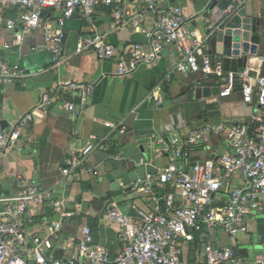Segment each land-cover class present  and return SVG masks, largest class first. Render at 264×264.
I'll list each match as a JSON object with an SVG mask.
<instances>
[{
	"label": "crops",
	"instance_id": "crops-1",
	"mask_svg": "<svg viewBox=\"0 0 264 264\" xmlns=\"http://www.w3.org/2000/svg\"><path fill=\"white\" fill-rule=\"evenodd\" d=\"M157 1L164 8L181 6L187 16V26L201 38L209 37L213 23L229 11V8L221 10L218 5L213 6L214 0ZM124 2L130 5V14L126 15L121 26L115 21L113 6L101 4L97 7L94 14L97 30L115 45L118 54L133 43L142 44L147 51L149 46L144 29L153 28L157 17L142 4L131 0ZM243 9L247 15L259 20L263 42L256 54L244 53L247 62L239 69L248 68L260 73L261 55L264 53V0H248ZM137 15L142 17V27L129 22ZM9 18L18 19L17 11L8 10L5 15H0V59L21 65L27 75L0 85V128L15 125L29 113H32V119L21 130L17 145L0 156V198L18 192L19 174L37 180L56 194L71 193L74 196L76 201L66 204L69 215L58 237H53L54 248L49 254L65 258L78 254L77 237L84 227L91 228L95 243L104 246L111 257L121 253L124 246L133 240L135 232L129 230V235H125L120 223L111 219V212L117 209L135 221L136 209L151 208L152 204L133 189L134 184L145 178L134 183L131 189L123 183L117 185V182L141 165L145 166V177L167 166L170 154L159 152L160 139H166L170 134L186 137L192 129L206 123H253V128L257 125V107L243 102L240 88L235 89L230 97L217 95L197 99V87L218 85L201 83L200 74L178 71L176 67L182 52L176 44L165 46L157 62L141 65L121 76L117 73V57L100 59L94 51L59 61L48 47L43 29L25 32L20 23L9 29ZM45 18L54 32L58 28L55 11L48 9ZM63 31L68 54L73 52L82 35L91 32L90 20L78 13L67 21ZM210 48L208 43V51ZM162 81H165L162 87L164 102L170 101V104L161 107L147 96ZM69 83H93L95 92L85 104L75 91L74 94L65 93L47 111H35L45 92ZM64 100L75 103L78 112L65 109ZM107 123L122 124L114 130ZM102 138L106 139L105 146L93 152L82 166L72 169L69 161L79 149L87 141ZM225 148V140L213 136L205 146L191 151L190 161L215 159ZM66 171H70V175L64 177ZM243 183L240 175L229 179L217 195V206L222 207L228 191ZM49 206L41 217L54 215ZM246 222L247 230L236 236H230L220 228L209 231L205 227L196 233L194 243L184 250L182 259L188 264L201 263L205 260V245L210 243L230 247L236 260L253 264L264 255V203L260 210L247 216ZM31 231L41 236L48 233L41 226H33Z\"/></svg>",
	"mask_w": 264,
	"mask_h": 264
},
{
	"label": "built area",
	"instance_id": "built-area-1",
	"mask_svg": "<svg viewBox=\"0 0 264 264\" xmlns=\"http://www.w3.org/2000/svg\"><path fill=\"white\" fill-rule=\"evenodd\" d=\"M131 1L142 4L157 17L153 28L144 29L149 46L147 51L142 44L133 43L118 54L115 45L97 30L94 14L101 4L113 6V16L119 26L125 23L126 15L130 14V5L124 0H0V15H5L8 10L17 11L18 19H7L9 29L18 23L25 32L43 29L48 47L59 61L86 51H94L100 59L105 60L117 57V73L121 76L128 75L141 65L157 62L165 46L176 44L182 52L176 69L183 73L191 71L200 74L201 83H217L221 97H230L235 89L240 88L243 102L257 107V125L250 133V127L243 122L206 123L192 129L186 137L170 134L168 138L160 139L159 152L169 153L170 162L159 171L148 173L143 181L133 186L152 207L136 209L135 221L117 209L111 212V219L120 223L125 235H129V230L135 232L133 240L116 257H111L104 246L95 243L90 227H84L77 237L78 254L69 258L49 254L54 248L53 237H58L69 215L66 204L76 200L71 193L58 195L35 179L17 175L18 192L0 198V264H188L181 256L189 244L194 243L196 233L205 227L209 231L220 228L226 234L236 236L247 230V216L263 206L264 53L261 55L260 73L248 68L225 70L222 60L208 51V37L197 36L187 26V16L181 6L164 8L157 0ZM229 1L231 5L226 19L243 9L248 0ZM48 9L56 13L58 28L54 32L45 18ZM78 13L90 20L91 32L82 35L73 52L66 54L63 29L67 21ZM129 22L142 27L143 21L137 15ZM26 75L21 65L0 59V85L12 83ZM164 82L149 93V100L158 104L164 102ZM75 91L85 104L94 94L95 85L69 83L47 91L35 111H47L57 103L58 98H63L65 93L74 94ZM63 106L68 111L78 112L75 103L64 100ZM30 119L32 113L9 128H0V156L17 145L21 130ZM120 124L107 123L114 130ZM213 136L222 137L226 148L215 159L191 163V151L205 146ZM105 144V138L87 141L69 161L72 169L82 166L93 152ZM1 175L0 172V178ZM68 175L70 171L64 173V177ZM235 175L243 178V185L229 190L225 204L217 206V195ZM47 206L52 207L54 215L43 218L41 216ZM33 226L45 227L47 235L32 232ZM204 257L205 260L199 264H243L235 259L232 248L223 245L207 243ZM253 264H264V255L259 256Z\"/></svg>",
	"mask_w": 264,
	"mask_h": 264
},
{
	"label": "water",
	"instance_id": "water-1",
	"mask_svg": "<svg viewBox=\"0 0 264 264\" xmlns=\"http://www.w3.org/2000/svg\"><path fill=\"white\" fill-rule=\"evenodd\" d=\"M218 5L221 10H227L231 5L229 0H214L213 6ZM66 39V33L63 40ZM263 42V35L260 30V22L257 17L247 15L245 9H241L238 14L217 19L209 33L208 43L210 52L219 57L225 70L237 71L246 65L247 56L244 53L256 54L260 44ZM220 93V87L199 86L196 88V98H210ZM170 101H165L160 106H167ZM249 132L252 133L253 123H248ZM2 129L5 127H1ZM145 166H139L135 171L125 175L117 185L129 186L145 178Z\"/></svg>",
	"mask_w": 264,
	"mask_h": 264
}]
</instances>
